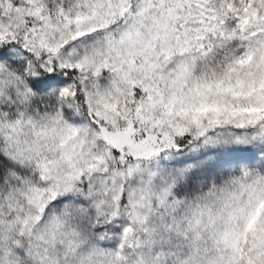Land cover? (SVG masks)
Listing matches in <instances>:
<instances>
[{
    "label": "snow or ice",
    "instance_id": "6c2138e0",
    "mask_svg": "<svg viewBox=\"0 0 264 264\" xmlns=\"http://www.w3.org/2000/svg\"><path fill=\"white\" fill-rule=\"evenodd\" d=\"M0 264H264V0H0Z\"/></svg>",
    "mask_w": 264,
    "mask_h": 264
}]
</instances>
